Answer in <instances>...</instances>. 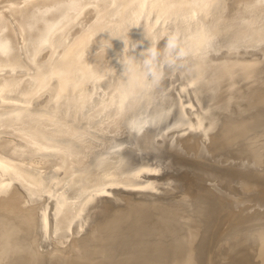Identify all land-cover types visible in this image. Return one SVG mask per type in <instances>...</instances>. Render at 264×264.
I'll list each match as a JSON object with an SVG mask.
<instances>
[{"label": "bare ground", "instance_id": "6f19581e", "mask_svg": "<svg viewBox=\"0 0 264 264\" xmlns=\"http://www.w3.org/2000/svg\"><path fill=\"white\" fill-rule=\"evenodd\" d=\"M170 145L264 182V0H0V264H264Z\"/></svg>", "mask_w": 264, "mask_h": 264}, {"label": "rangeland", "instance_id": "374dc122", "mask_svg": "<svg viewBox=\"0 0 264 264\" xmlns=\"http://www.w3.org/2000/svg\"><path fill=\"white\" fill-rule=\"evenodd\" d=\"M178 154L181 155L178 146L168 148L164 156L166 169L161 175L165 174L170 181L189 190L208 193L217 202L218 218L209 232V249H212L219 230L235 216L239 206H254L264 199V182L253 181L250 189H244L241 187L242 179L235 174L200 167L197 162L184 156L179 157ZM238 199L241 200L239 205L236 202Z\"/></svg>", "mask_w": 264, "mask_h": 264}, {"label": "water", "instance_id": "95a60500", "mask_svg": "<svg viewBox=\"0 0 264 264\" xmlns=\"http://www.w3.org/2000/svg\"><path fill=\"white\" fill-rule=\"evenodd\" d=\"M180 136V135H179ZM181 136H183V135H181ZM173 147L174 145H170V147ZM170 147H168V148H170ZM168 148H167V150L165 149V150H162L161 152H159V154H161L162 156H163V158H164V156L166 155V152L168 151ZM166 169V166L165 165H163L162 166V169H161V171H160V173H159V175H161V173L164 171ZM148 175H154V174H152V173H149ZM158 175V176H159ZM240 203H241V201H240ZM240 203H238V205L240 204Z\"/></svg>", "mask_w": 264, "mask_h": 264}, {"label": "snow or ice", "instance_id": "6c2138e0", "mask_svg": "<svg viewBox=\"0 0 264 264\" xmlns=\"http://www.w3.org/2000/svg\"><path fill=\"white\" fill-rule=\"evenodd\" d=\"M91 6L93 5L90 4L71 5V7H76V8L91 7ZM169 46L171 47V44Z\"/></svg>", "mask_w": 264, "mask_h": 264}]
</instances>
